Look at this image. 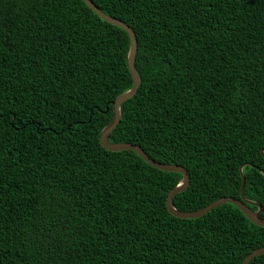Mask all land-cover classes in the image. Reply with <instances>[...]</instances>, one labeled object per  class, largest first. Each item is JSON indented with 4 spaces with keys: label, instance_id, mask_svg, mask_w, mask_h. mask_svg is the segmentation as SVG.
<instances>
[{
    "label": "trees",
    "instance_id": "obj_1",
    "mask_svg": "<svg viewBox=\"0 0 264 264\" xmlns=\"http://www.w3.org/2000/svg\"><path fill=\"white\" fill-rule=\"evenodd\" d=\"M91 1L138 39L141 86L110 143L185 168L179 212L242 200L244 176L264 220V0ZM130 47L83 0H0V264H243L264 248L232 204L174 217L182 175L102 147Z\"/></svg>",
    "mask_w": 264,
    "mask_h": 264
},
{
    "label": "water",
    "instance_id": "obj_2",
    "mask_svg": "<svg viewBox=\"0 0 264 264\" xmlns=\"http://www.w3.org/2000/svg\"><path fill=\"white\" fill-rule=\"evenodd\" d=\"M83 2L101 20H103L104 22L110 25H113V26H116V27H119L125 30L129 34L130 39H131V47H130V52L128 56V67H129V71L133 79V88L129 90L128 92L120 95L114 102L113 122L103 129L101 136H100V143L102 147L111 152L132 151L135 154H137L148 165H150L151 167L157 170H160L162 172H169V173H175V174L182 175L183 176L182 182L180 183L179 186H177L174 190L170 192L167 198L168 210L174 217L181 219V220L200 219L203 216L211 213L212 211H214L215 209H217L218 207L224 204H232L235 207H237L244 214V216L248 220H250L254 225L260 228H264V220L261 219V214H262L261 205L256 202L249 201L244 197V187H245V177L244 176H243V185H242V190H241L242 200H238L234 198H222L216 201L215 203L211 204L207 208L197 211V212H189V213L179 212L174 207V199L179 194L185 192L190 186V176L187 170L181 166L159 164L156 161H154L152 158H150V156L142 148L138 146H134L131 144H112L110 143L109 137L121 121V108L123 104H125L128 100L133 98L137 94L141 86V79L135 67L136 57H137V52H138V39L132 28H130L125 23L104 14L91 0H83ZM242 171H243V168L241 169V173ZM262 174L264 175V172H262ZM249 206H256L258 208V211L257 212L252 211ZM262 255H264V248L258 249L254 251L253 253H251L246 258L243 264H250L255 258L260 257Z\"/></svg>",
    "mask_w": 264,
    "mask_h": 264
}]
</instances>
